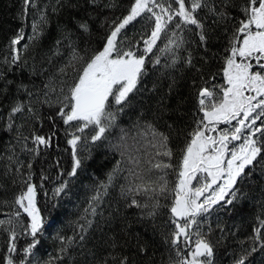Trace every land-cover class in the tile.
Instances as JSON below:
<instances>
[{
  "label": "trees",
  "instance_id": "1",
  "mask_svg": "<svg viewBox=\"0 0 264 264\" xmlns=\"http://www.w3.org/2000/svg\"><path fill=\"white\" fill-rule=\"evenodd\" d=\"M132 2L97 0L93 5L88 0H60L59 4L57 0H36L37 8L45 10L48 17L43 35L38 41L29 44L27 52L22 53L20 67L14 66L9 71L7 65L0 63V71L5 73L7 80L12 81L7 85V93L0 95V220L13 221V225L0 227V264H3L8 249L9 231L5 229L14 226L17 232L18 252L13 254L15 264H19L24 255L23 249L32 241L25 231L30 219L15 204L16 197L26 191L23 182L28 180L29 174L30 182L36 187V207L45 219L44 231L39 236L40 244L30 257L32 264H46L50 260L53 264H97L104 259L113 264L111 256L122 255H127L133 264H173L179 259L171 244L166 242V238L170 240L174 231V225L170 223L174 192L167 197H158L160 207L155 209L154 217H149L148 212L153 211L156 203L150 199L153 193L149 191L136 195L127 189H135L137 185L149 189L157 187L160 173L152 169L149 160L155 162L153 157L159 148V136L154 137L152 129L169 137L168 146L173 152L171 160L167 157L156 159H163L173 165V168L165 171L170 187H175L185 137L203 116L198 107V90L205 86L211 88L213 84H224L223 68L232 25H228L227 34L223 29L217 31L207 53L203 48L195 49L194 44H186L178 52L180 61L171 69L164 68L171 61V53L161 54L159 49L167 44L172 32L169 30L162 34L153 50L155 55L148 54L146 57L147 74L139 85L140 91L132 94L130 104L117 113L115 122L104 133L102 140L95 143L91 141L95 128L90 127L84 133L75 132V128L64 125L56 115L60 107L58 101L63 99L61 87L67 92V83L61 82L70 83L76 76L71 67L65 68L67 75L59 71L68 64L72 51L69 40L63 39V36L70 32L72 45L87 60L102 50L111 30L109 25L114 20L118 23L117 18L122 19L127 15ZM212 2L219 4V0ZM245 2L234 0L236 7L229 9L237 25L243 18L240 7ZM53 7L59 11L54 12ZM22 8L23 0H0V61L6 55L10 58L8 45L19 29H24L25 38L18 47L29 43L32 22L38 20L39 12L37 8H29L25 19L20 16ZM206 11L199 12V16L203 18ZM147 15L137 18L123 30L121 39L125 50L135 46L141 54L144 46L142 37L149 35L154 26V22L147 20ZM77 21H86L89 32L80 31ZM206 23L210 24L211 21L207 20ZM171 27L174 28V25ZM184 35L189 41L198 40L194 32ZM57 40H62V43L59 45V54H54ZM189 50H194L197 66L203 69V79H200V73L188 69L183 62ZM155 56L161 60L158 66L152 63ZM24 61H27L26 65ZM77 67L82 65L78 64ZM161 72L166 74L162 76ZM173 78L176 84L169 94L168 85ZM194 78L195 87L192 83ZM21 83L34 93L31 98L24 91L18 92L17 85ZM45 83L50 84V89H55L54 92L49 90L51 106L42 102L45 99ZM4 85L5 81L0 80V89ZM216 91L219 92V88ZM18 100L26 105L30 100L35 112L28 113L25 108L24 112L13 118V127L9 130L8 113ZM161 103L165 107L162 108ZM178 106L179 111H176ZM49 117H56L55 126ZM52 131L56 135L48 147L41 146L38 153L27 151V148L35 147L31 140L33 132L49 136ZM73 132L82 137L77 143V157L81 164L76 174L70 176L75 161L72 146L67 141ZM24 137L29 139L26 141ZM154 144L156 148L152 147ZM16 161L22 162L20 173L15 170ZM29 163L31 169L28 168ZM247 171L249 175L237 185L244 193V198L236 203L234 210L225 211L215 205L214 210L197 216L198 224L192 228L195 239L198 234H203L212 243L214 264H235V260L244 255L246 250L250 252L254 246L250 238L255 235L254 229L259 227L257 217L264 219V208L260 204L264 201V160L254 168L250 166ZM62 184L66 185L63 192L54 196L55 189ZM103 185H107V189ZM98 195L100 198L93 200ZM133 198L148 207H129ZM93 207L96 208L95 215L92 214ZM17 210L20 211L19 217L14 215ZM89 221L92 222L91 227ZM81 226L87 229L86 240L82 245L79 241ZM61 237L76 241L66 253L60 252L63 246ZM113 240L116 242L115 248L110 246ZM138 243L147 245L146 253L138 251ZM255 246L257 250L247 256L246 264H264V250L258 243ZM185 248L181 244L184 254L187 252ZM58 255L60 258L55 259Z\"/></svg>",
  "mask_w": 264,
  "mask_h": 264
},
{
  "label": "snow or ice",
  "instance_id": "2",
  "mask_svg": "<svg viewBox=\"0 0 264 264\" xmlns=\"http://www.w3.org/2000/svg\"><path fill=\"white\" fill-rule=\"evenodd\" d=\"M97 0H88L89 4L95 5ZM60 3V0H57ZM72 7L73 5H69ZM114 7L115 5H108ZM236 7L234 0H219L215 4L212 0H133L128 10V14L122 19L117 18L109 25L110 31L105 38L102 50L95 52L89 59L85 60L79 54L77 49L70 41V32L63 36V39L69 40V47L72 49L69 62L59 71L67 75L65 68L71 67L76 76L70 83H67V92L61 87L60 93L63 97L59 100V110L57 116L63 121V124L69 128H75V132L84 133L86 129L95 128V134L91 136L93 143L104 138V133L113 125L118 112L123 111L125 106L130 104L131 95L140 91L139 85L142 83L146 73V57L148 54H154L153 50L157 47V41L161 39L162 34L172 32L168 37V42L163 48L159 49L161 54L171 53V61L164 65L165 69L175 68L180 61L179 50L186 44H194L195 49L203 48L207 53L208 46L213 37L217 36V31L223 29L224 33L229 32L228 25L231 24V35L228 38V55L225 58L223 68L224 84H213L211 88L205 86L198 90L197 101L199 111L203 113L201 119L195 123V127L185 137L186 143L182 149V158L179 165L178 181L174 188H171L167 180L165 170L173 168L169 162L158 157H167L171 160L173 152L168 146L169 137L163 133H157L152 129L154 137L159 136V148L155 152L153 160H149L152 169L160 173L159 182L156 188H141L137 185L135 189L128 188V192H135L140 195L143 192L151 191L153 195L150 199L156 201L153 205V211L148 212L149 217L156 215L155 209L160 207V196L167 197L174 192L173 203L170 207V223L174 225V231L171 238L166 242L170 243L176 256L179 258L173 264H214V248L212 243L198 234V238L193 242L191 239V229L193 225L198 224L197 216L214 210L213 206L219 205L225 211L234 210L237 202L244 198V193L237 186L244 177L249 175L247 169L255 167L257 163L264 160V0H246L241 5L240 10L243 18L238 25L234 22L235 17L229 12L230 8ZM29 8H37L36 0H23V8L20 16L27 17ZM207 10L205 16L201 18L199 12ZM39 12L38 20L32 22V35L28 37L29 43L21 47V41L25 38L24 29L18 30L17 34L9 42L10 58L6 55L0 63L8 66L9 71L12 68L20 67L22 53L27 52L29 44L40 39L43 35L44 26L48 23L46 11L37 8ZM53 11H59L53 7ZM147 15V20L154 22L151 32L143 39V54L136 50L135 46H130L126 50L122 47L121 39L123 30L128 25L137 21V18H143ZM210 20L211 23H206ZM77 28L87 33L89 26L86 21H77ZM174 25V28L171 27ZM67 32V30H65ZM194 32L198 40L189 41L184 33ZM126 39V37H125ZM62 40H57V49L54 54H59V45ZM239 58V59H237ZM203 59V57H201ZM188 69H195L200 73V79H203V69L197 66L194 56V50L187 51V56L183 59ZM25 65L27 61L23 62ZM155 66L161 64L159 56L152 60ZM81 64L82 67H77ZM166 73L161 72V75ZM215 77L213 76L212 79ZM0 80L5 81V85L0 89V95L7 93V85L12 81L6 79L3 71H0ZM195 87V78L193 79ZM207 84V82H205ZM176 81L173 78L168 85L169 94L175 88ZM45 91L43 103H49L50 84L43 85ZM156 85H154V88ZM219 88V93L216 89ZM17 90L24 91L29 98L34 93L29 90L25 84L17 85ZM163 101V97L161 98ZM161 107H165L161 103ZM34 113L31 101L25 104L23 101H16L11 107L7 125L10 130L13 127V118L25 111ZM176 111H179V106ZM55 126L56 117H49ZM235 121V124H233ZM224 124L228 127L219 129L218 125ZM151 128V126H149ZM169 127H172L171 125ZM75 132L70 133L71 138L67 143L72 146L73 159L75 161L70 176L76 174L81 161L77 157V143L81 140L80 135ZM182 133L183 130H180ZM211 133V134H210ZM56 135L52 131L51 135L45 136L32 133L31 140L35 147L27 148V151L38 153L41 146L48 147L52 138ZM29 137H24L28 140ZM234 141H242L238 146L233 145ZM152 147L156 148L154 144ZM11 160L12 157H9ZM16 172L20 173L22 162L16 161ZM139 163V161H135ZM31 163L28 168L31 169ZM46 178V177H45ZM31 175L23 183L26 185V191H22L15 199V204L22 209L30 218V223L26 227V234L32 238L23 249V258L19 264H32L30 257L34 255L33 250L40 244L39 236L44 231L45 219L40 210L36 207V187L31 182ZM111 180V175L109 176ZM196 181V184H193ZM203 181V183H201ZM199 185V186H197ZM65 184L60 185L54 191V196H59L65 188ZM107 189V185H103ZM123 192V189H122ZM126 195V193H125ZM100 197L95 196L93 200ZM264 208V201L260 202ZM146 208L147 204L141 205L138 200L133 198L129 207ZM87 211V210H86ZM92 214H96V208H92ZM15 217L20 216V211L14 213ZM259 227L254 229V241L251 251H245L235 260V264H246L247 256L257 250L255 244H259L261 250H264V219L257 217ZM5 224L13 225L11 219L0 220V227ZM91 227L92 222H88ZM9 231L7 254L3 259V264H15L13 254L18 252L16 246L17 232L14 226ZM223 231V229H221ZM86 232L83 226L79 235L81 245L86 240ZM61 253H66L68 248L76 241L73 238L61 237ZM185 246L194 245L184 254L181 249V241ZM243 243V242H241ZM116 247L113 240L110 245ZM138 251L142 254L147 252L146 244L138 243ZM111 255V254H110ZM59 255L55 259H59ZM113 264H133L127 255L111 256ZM46 264H53L50 260ZM97 264H109L107 259L100 260Z\"/></svg>",
  "mask_w": 264,
  "mask_h": 264
},
{
  "label": "rangeland",
  "instance_id": "3",
  "mask_svg": "<svg viewBox=\"0 0 264 264\" xmlns=\"http://www.w3.org/2000/svg\"><path fill=\"white\" fill-rule=\"evenodd\" d=\"M144 15H147V14H144ZM159 41V40H158ZM157 41V42H158ZM144 47V46H143ZM142 51H141V54H143V48L141 49ZM217 93H219V92H217ZM233 124H235V121H233ZM226 127H228L227 125H224V124H220V125H218V128L219 129H223V128H226ZM242 141H234V142H232V145H229V147L231 148L233 145H236V146H238L240 143H241ZM201 183H203V181H201ZM193 184H196V181H193ZM197 186H199V185H197ZM22 210V209H21ZM23 211V210H22ZM26 214V213H25ZM27 215V214H26ZM29 218V217H28ZM30 219V218H29ZM194 226V225H193ZM190 235H191V239H192V241L194 242L196 239L193 237V235H192V229H191V232H190ZM181 244L182 245H184L185 246V244H184V242H183V240L181 241ZM194 245H192V244H190V245H187V246H185L187 249L186 250H188V249H190V248H192Z\"/></svg>",
  "mask_w": 264,
  "mask_h": 264
},
{
  "label": "flooded vegetation",
  "instance_id": "4",
  "mask_svg": "<svg viewBox=\"0 0 264 264\" xmlns=\"http://www.w3.org/2000/svg\"><path fill=\"white\" fill-rule=\"evenodd\" d=\"M237 59H239V58H237ZM211 134V133H210Z\"/></svg>",
  "mask_w": 264,
  "mask_h": 264
}]
</instances>
